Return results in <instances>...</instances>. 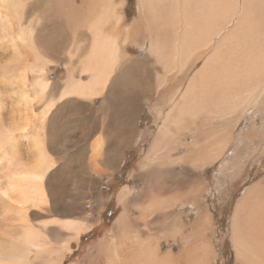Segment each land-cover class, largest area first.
<instances>
[{"label": "rangeland", "instance_id": "rangeland-1", "mask_svg": "<svg viewBox=\"0 0 264 264\" xmlns=\"http://www.w3.org/2000/svg\"><path fill=\"white\" fill-rule=\"evenodd\" d=\"M73 1L78 7L84 4L81 0ZM45 2L44 0H0V17L3 16L2 14L7 16L6 21L0 20V33H2L0 35V182L2 183H0V189L8 186V176L4 175H8L12 170V166H8L10 161L19 165L22 171L27 169L32 171L34 179L36 177L39 179L38 174L46 170L43 180L39 182L46 184L44 185V188L48 190L45 189L46 192L54 202L57 201L50 209L54 213L53 216L85 222L84 232L78 241L72 242L73 251L65 255L62 264H118L117 250L120 248L119 251L123 250L121 254L130 255L131 264H140L138 254L141 253L140 248L143 245L145 249H148V252L143 254L151 256L155 263L160 264H242L241 260L243 262L245 260L241 256L238 258L233 217L238 203L244 199L248 188L257 183L264 187V89L256 104H249L236 114L226 115V117L214 116L213 119L210 118L207 121V125L202 123L199 117L191 118L187 121L191 122L189 123L190 131L174 129L176 140L168 145V152L173 160L187 156L200 159L205 155L206 150L209 151L215 147L217 136L227 131L229 133L228 144L220 159L191 169H185L176 162L169 171H153L150 175L146 174L143 170L146 156L165 118V113L172 106L168 99L175 92H183L187 88L209 52H204L201 59L193 60L191 65L183 70L172 66L165 69L162 65L152 62L146 48L141 49L132 42L124 45V40H121L123 34L115 33L122 41V50L128 49L130 50L129 55H141L142 58L148 60L147 73L148 67L154 68L156 78L148 77L151 83L159 84L160 87L166 84L171 85L173 87L170 91L173 94L165 98L162 106L157 105L156 98L151 93L142 90L138 98H141L144 104L134 121L136 129H134L132 138L122 136L121 128L117 129L112 122L105 121L104 115L99 114L101 116L98 115V119L97 116L94 117L91 120V131L94 134L89 132L88 143L97 139L96 136L99 135L97 133L100 132L96 129L97 127L105 132L110 129V134L102 138L103 148L106 150L103 153L104 156L91 160L89 157L91 153L87 151L88 145L85 146L87 134L83 137L84 139L81 138L85 122L77 119L80 104L67 105L79 98L77 96L64 98L57 102L59 104H55V107L51 104L57 100L66 81L72 79V76L81 82L90 79L92 68L83 65V59L87 58L86 50L73 48L85 43L86 39L79 32L71 36V40L65 41L63 47L59 46L57 38L59 34L49 29L52 27L50 22L53 23L56 20H53L55 17ZM137 2L138 0H115L113 4L115 7L117 5L118 12L121 11V14L126 15V22L131 23L134 16L139 15ZM68 5L66 2L60 8H67ZM174 5H177L176 0H174ZM187 9L189 12L190 9ZM206 12L207 10L202 11V13ZM7 14L10 15L11 20L8 19ZM235 16L238 18V14ZM232 20L226 27L227 31L237 21V19L235 22ZM146 23L149 26L147 33L155 32L156 29H159L158 33L160 31L164 33L168 27L171 30L174 29L171 21L164 22V24L159 22L158 27L147 21ZM14 27L18 29L15 30ZM57 28L59 31L62 29ZM11 31H15L18 35L22 34L26 40H30L29 45L25 47H29L35 59L48 58L45 80L50 82L49 88L57 92V96L45 94L43 82L35 81L39 73L30 71L27 81V88L30 90L28 91L23 86L22 79L18 77L19 71L13 72L14 62H18V65L23 64L25 55L6 47L13 42ZM260 32L264 34V24L260 27ZM239 37L242 35L239 34ZM239 44L238 53L227 55L229 62L238 55L241 65H245V70L257 69L256 38L239 41ZM71 46H73V52L70 53L68 50L71 51ZM39 50L44 53H39ZM162 52L165 51L162 50ZM167 59H173V55L164 56V60ZM30 60L33 64L34 59ZM243 84L244 80L239 83V85ZM262 84L264 81H261L258 86ZM123 88L117 87L120 93L125 91ZM252 94L253 92L247 94L246 99H251ZM98 95L93 101L95 108L106 99L105 94ZM176 96L178 97L179 94L177 93ZM48 105L51 115L46 119L45 113L48 111ZM74 108L78 110L77 115H73L77 121L70 117V111H75ZM155 108L158 110L163 108L161 116H157ZM103 109L107 110V107L104 106ZM58 110L61 111L58 113ZM44 111L43 115L41 112ZM124 119L125 114L122 113V125ZM76 125L78 127L74 128ZM123 139H128L129 143L124 144ZM84 147H86L88 156L84 157L86 159L83 163L80 157ZM43 153L45 155H42ZM49 156L55 158L56 161L53 160L51 163ZM117 156L120 161L117 160ZM115 157L118 162L114 161ZM40 158L44 159V163L39 162ZM82 164H85L84 167H81ZM45 165L50 166V169L48 170ZM43 166H45L44 169ZM23 173H19L20 177ZM32 175H28L30 179H33L30 177ZM75 187L81 188L78 189L80 199L75 204L76 208L73 209L69 196L72 194L69 193L76 190ZM263 193L264 191L259 192L262 197L258 207L263 205ZM16 194L17 198H19L18 195L21 196L14 191V195ZM28 204L30 205L24 206V209L28 210L31 224L38 225L50 221L46 228V234L49 233V246L61 248L64 244L62 239L68 238V232L62 228V233H55V229L60 226L52 222L54 219L52 216L50 219L46 216L49 212L43 211L33 202ZM258 207L249 203L248 211L252 216H254L253 210ZM16 213L18 215V211ZM122 214H124L126 226L118 229L116 221ZM262 214L264 212L257 211L255 217L259 218ZM17 215L15 218L19 219L15 220L19 221L21 215H18L19 217ZM240 253L246 254L243 248ZM258 260L256 251H253L251 264H261L257 262ZM145 264H147L146 260Z\"/></svg>", "mask_w": 264, "mask_h": 264}, {"label": "bare ground", "instance_id": "bare-ground-1", "mask_svg": "<svg viewBox=\"0 0 264 264\" xmlns=\"http://www.w3.org/2000/svg\"><path fill=\"white\" fill-rule=\"evenodd\" d=\"M44 1L49 5L51 10L49 11L55 17L53 20H56V22L52 23L51 21L50 25L52 27H49V29L59 34L57 36L59 46L63 47L65 41L71 40L70 37L79 32L85 37V43L79 44V47L71 46V51L70 49L67 50L70 53L73 52L72 47L86 50L87 58L83 59V65L92 68L91 77L88 81L81 82L72 76V79L66 81L61 93L53 92L49 88L50 82L45 80L48 58L35 59L34 53L28 49L29 47H25L29 45L30 40H26L25 36L22 34L18 35L15 31H11L10 34L13 42L6 45V47L13 48L16 52H22L25 56L23 64L18 65V62H14V66H12L13 72L19 71L18 77L22 79L23 86L28 91H30L27 88L30 71L39 73L35 81L37 83L43 82L45 94L47 96H57L58 94L57 100L51 103L53 106L59 104L57 102L67 97L77 96L79 98L76 101L69 102L67 105L80 104V112L77 119L80 122H85L81 138L87 134L85 137L87 144L85 146L88 145L87 148L89 149L87 151L91 153L89 156L91 160H96L105 153L106 150L103 148L102 138L110 134V129L105 132L103 129L97 127L96 129L100 130L97 133L99 137L95 135L97 139H94L90 144L88 143V135L92 127L91 120L94 117L96 118L97 116L98 119L99 116L104 115L105 121L112 122L117 129L121 128L122 136L125 138L131 136L132 138L134 129H136L134 121L144 104L141 98H138L142 90L144 89L147 93H151L156 98L157 105L162 106L165 103V98L173 94L170 91L173 86L166 84L160 87L159 84L153 85L151 83L149 78H156L154 68L148 67L149 71L147 73L148 60L142 58L141 55H129L130 50L128 49L122 50L121 40H124V45L132 42L141 49L146 48L152 62L162 65L165 69L168 66H172L173 68L183 70L188 65L190 66L193 60H199L202 54L209 52L187 88L183 92H175L168 99V102L172 106L165 113L164 122H161L162 124L158 128V133L146 156L145 164H143V170L146 171V174L150 175L153 171H169L176 162L185 169H191L220 159L228 144L229 133L227 131L217 136L215 147L209 151L206 150L205 155L200 159L198 157L192 159L187 156L186 158L173 160L169 155L168 145L171 144V141L176 140L174 129H177V131L182 129L190 131L191 125L189 123L191 124V122L187 121L191 118L199 117L202 119V123L207 125V121L210 118L213 119L214 116L226 117V115L236 114L249 104H256L262 95L264 84L258 85L261 81H264V34L260 32V27L264 24V0H176V6L174 5V0H138L136 7L139 15L134 16L131 23L126 22L125 14H121V11H119L120 13L118 12L117 5L116 8L113 4L115 0H81L84 4L80 7L76 6L73 0ZM66 2L69 4L67 8H60ZM86 2L89 3L86 4ZM187 8L190 9L189 12ZM11 9L13 10V7ZM203 10H207V12L202 13ZM236 14H238V18L235 16ZM2 15L0 20L6 21L7 16ZM7 15L8 19L11 20L10 15ZM154 18L161 24L171 21L174 29L171 30L168 27L164 33L162 31L158 33L159 29H156L155 32L147 33L149 26L146 21L154 24L155 27L159 26L157 25L159 22ZM231 20L232 22L236 21V23L227 31L226 27ZM17 27H14V29H18ZM57 27H61L62 29L59 31ZM7 31L10 32L9 30ZM115 33L119 35L123 34L122 39L120 40L117 36L118 34L115 35ZM239 34L242 37H239ZM252 37H255L257 40L258 54L256 63L258 64V68L255 70H245V65H241L238 55L235 56L233 61L229 62L227 55L240 51L239 41H249ZM162 50L165 52H162ZM200 51L202 52L198 53ZM39 53L44 52L39 50ZM168 55H173V59L164 60V56ZM30 59H34L33 64ZM242 80H244V84L239 85ZM117 87H124L125 91L120 93ZM251 92H253L251 99H246L247 94ZM177 93L179 94L178 97L176 96ZM98 94H105L106 99L100 106L95 108L93 101L99 96ZM104 106L107 107V110L103 109ZM49 108L50 106L47 110ZM74 110L70 111L71 118H75L73 115H77L78 113L76 108ZM156 110L157 116H161L163 108L159 110L157 108ZM60 111L58 110V113ZM41 113L44 115L45 111ZM122 113L125 114L123 125L121 122ZM45 114L46 119L51 115L49 110ZM43 115L42 117L44 118ZM77 127L76 125L74 128ZM91 133L94 134L92 131ZM111 135L114 134L111 133ZM123 143L128 144V139H123ZM9 151L12 152L11 150ZM87 151L86 147L81 151L82 155L80 159L83 163L86 159L84 157L88 156L86 154ZM42 155L45 154L43 153ZM43 158H40L39 162L44 163ZM47 158L46 160H48ZM117 158L120 161L118 156ZM49 159L51 163L55 160V158L51 157ZM114 161H116V157ZM83 165L85 164H82L81 167H84ZM8 166H12L11 172L7 173L8 175H4L8 176V186L7 188L3 187L4 189H0L2 191V193L0 192V214H2L0 215V264H62L64 257H66L65 255L73 251L72 242L78 241L80 235L84 232L85 222L77 221L78 219L73 220L72 218L65 217V219H61L53 216L54 213L50 209L57 201L54 202L53 198L46 192L47 189L44 188L46 184L43 185L42 182H39L43 180L46 170L38 174L39 179L37 177L34 179L32 171L28 169L22 171L19 165H15L14 161H10ZM45 166H43V169ZM46 167L48 170L50 169V166ZM80 170L82 171V168ZM21 172L24 173L20 177L19 173ZM16 174L18 175L16 176ZM28 175H32L30 177L33 179H30ZM75 188L77 189L69 193L72 194L69 196L70 200H72L73 209L76 208L75 204L80 199L78 189L81 187ZM14 191L21 195H18L20 199L15 197L17 194L14 195ZM262 191H264V187L258 183L248 188L244 199H241L238 203L233 217L234 239L238 258L241 256L245 260L243 262L241 259H238L241 260L242 264H251V254L253 251H256L259 257L257 262L264 264V214L260 215L259 218L255 217L257 211L264 212V197L262 199L263 205L258 207L259 200L262 197L259 192L262 193ZM125 192L126 189L123 191V194ZM29 202L31 204L33 202L34 205L40 206L43 211L49 212L46 216H49V219L53 217L52 222H56L57 226H60L57 228L55 225L57 228L55 229V233H62V228L68 232V238L62 239L64 244L61 248H51L49 246V233L47 231L48 235L46 234V228L50 221L38 225L31 224V220L28 218V210L24 209V206L30 205L28 204ZM249 203L258 207V209L253 210L254 216L248 211ZM17 211L18 215H21L19 221L15 220L19 219L15 218ZM116 225L118 229L126 226L124 214L117 219ZM145 248L143 245L140 248L141 253L138 254L140 264H145V260L147 264H160L159 262L155 263V260L151 256L143 254L148 252V249ZM241 248L245 250L246 254L240 253ZM119 250H117L118 254L116 253L118 264H131L130 255L121 254L120 252L123 250ZM150 252L152 253V251Z\"/></svg>", "mask_w": 264, "mask_h": 264}]
</instances>
